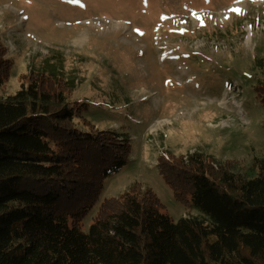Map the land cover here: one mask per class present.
Returning a JSON list of instances; mask_svg holds the SVG:
<instances>
[{
  "label": "rangeland",
  "instance_id": "obj_1",
  "mask_svg": "<svg viewBox=\"0 0 264 264\" xmlns=\"http://www.w3.org/2000/svg\"><path fill=\"white\" fill-rule=\"evenodd\" d=\"M0 41L12 59L0 97L19 90L22 74L62 77L72 87L67 101L88 105L79 128L91 130L86 119L131 144L84 229L105 198L136 182L174 220L195 215L158 171L166 152H203L215 169L238 160L242 173L264 159V109L252 89L264 58V0H0Z\"/></svg>",
  "mask_w": 264,
  "mask_h": 264
},
{
  "label": "trees",
  "instance_id": "obj_2",
  "mask_svg": "<svg viewBox=\"0 0 264 264\" xmlns=\"http://www.w3.org/2000/svg\"><path fill=\"white\" fill-rule=\"evenodd\" d=\"M0 41V83L12 59ZM252 85L264 109V58ZM0 97V264H264V159L215 169L200 151L166 152L157 166L177 201L195 215L174 220L134 183L105 198L87 229L103 180L128 163L131 144L110 130L76 124L87 103L45 71L20 76ZM264 131V117L262 121Z\"/></svg>",
  "mask_w": 264,
  "mask_h": 264
},
{
  "label": "snow or ice",
  "instance_id": "obj_3",
  "mask_svg": "<svg viewBox=\"0 0 264 264\" xmlns=\"http://www.w3.org/2000/svg\"><path fill=\"white\" fill-rule=\"evenodd\" d=\"M233 11H236V12H240V10L239 9H233ZM136 31H139V30H136ZM141 35H143V33H140Z\"/></svg>",
  "mask_w": 264,
  "mask_h": 264
},
{
  "label": "bare ground",
  "instance_id": "obj_4",
  "mask_svg": "<svg viewBox=\"0 0 264 264\" xmlns=\"http://www.w3.org/2000/svg\"><path fill=\"white\" fill-rule=\"evenodd\" d=\"M251 37H252V35L249 34V40H251ZM222 103H223V102H222ZM239 108H241L240 105H239ZM239 113H241L240 110H239Z\"/></svg>",
  "mask_w": 264,
  "mask_h": 264
}]
</instances>
